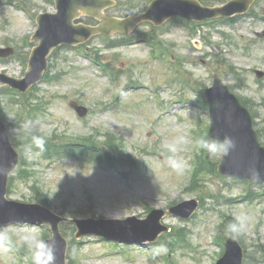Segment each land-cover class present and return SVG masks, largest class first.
<instances>
[{"label": "rangeland", "instance_id": "rangeland-1", "mask_svg": "<svg viewBox=\"0 0 264 264\" xmlns=\"http://www.w3.org/2000/svg\"><path fill=\"white\" fill-rule=\"evenodd\" d=\"M150 1L119 0L118 6L108 12L116 15L137 13ZM225 1L227 0H219V3ZM47 11H55L54 0L0 2V47L12 46L19 51V55L0 59V71L15 77L24 76L27 62H24L23 57L31 51L34 44L30 42V37L37 29L35 17ZM255 11L258 16L242 17L235 24H205L190 29L184 22L170 23L156 32V39L166 47L171 60L179 64L178 69L193 81L192 84L202 88L210 85L211 72L218 70L224 81L236 85L235 92L248 98L261 128L264 127V80L259 81L256 78L255 70H264V38H257L255 34L264 31V19L259 18L264 17V0L259 1ZM149 30L148 25H142L135 30L134 35ZM117 37L118 34L112 38L114 40ZM87 44L89 53L98 49V60L111 64L115 72H118L119 85L124 88L120 99L114 101L115 87L98 63L83 57L73 48H65L52 60L53 72H60V79L53 83H41L34 91L42 98V101H37L42 108L39 118H21L20 104L12 102L11 95L3 92L0 105L5 114V122L10 125L8 133L13 138L19 133L20 126L48 134L64 133L81 140L82 136L99 130L102 133L113 132L125 141L126 150L138 164H126L111 170L90 160L73 157L54 162L36 157L35 179L38 180L42 191L50 194L51 207L59 212L66 204L75 210L86 206L87 196L91 194L95 202V217L121 219L136 215L144 218L148 214L146 205L167 209L172 202L175 204L196 198L199 194L194 189L187 188L190 180L189 157L198 151L197 140L193 136L199 135L203 139L207 134L206 123L210 124L209 115L204 116L207 107L202 100L196 103L199 115L195 127L197 109L194 106L177 104L173 109V105L168 104L159 107L154 101V95L145 86L164 84L162 93L166 101L174 97L175 91L190 100H196L198 92L175 82L172 83L173 87L165 84L166 80L175 75L174 69L163 60H155L149 44L145 42L111 49L107 47L105 38L95 36ZM221 59H227L243 72L245 80H236L226 71L225 66L219 63ZM179 70L176 69V73L184 81L183 73ZM71 99L90 108L86 118L80 119L69 107L68 101ZM170 142H176L180 148L177 156L184 164L181 171L173 170L167 162L168 152L163 145ZM220 157L221 155H217L210 158L217 161ZM120 172H127L131 186L122 179ZM247 189H251L255 195V192L264 189V184L233 183L229 178L222 181L219 177L208 175L203 188L206 200L194 217L180 220L170 215L163 220L172 228L181 226L188 229V241L194 246L175 248L171 255L172 260L177 264H214L222 248L220 245H213L211 239L219 233L217 226L222 221L221 210H224L233 216L246 214V226L238 237L250 254L246 264H264L263 256L258 252L259 247L264 246V205L262 200L255 199V196L243 199ZM33 191L31 183L18 180L14 182L9 195L20 201H29ZM211 194H220L221 197L217 200L210 196ZM224 197L233 199L227 201ZM72 225L67 223L64 226V231L70 239L73 233ZM119 228L123 230L117 233H122L128 239L146 237L153 231L138 223ZM26 231L39 233L41 237L50 234L42 227L23 223L0 226V234L9 233L11 238L14 237L20 244L22 243L17 233ZM82 241L73 247V251L72 247L69 251V254L72 251L79 264H160L157 259H150L145 255L147 253L144 250H147L148 245L136 247L135 244L103 241L107 247L129 249L130 262L120 255L109 254L106 246L96 237H88ZM157 248L160 256L167 252V248L162 244ZM254 256L258 263L253 260ZM0 264H16L14 251L2 239Z\"/></svg>", "mask_w": 264, "mask_h": 264}, {"label": "water", "instance_id": "water-1", "mask_svg": "<svg viewBox=\"0 0 264 264\" xmlns=\"http://www.w3.org/2000/svg\"><path fill=\"white\" fill-rule=\"evenodd\" d=\"M56 1L59 10L58 13L44 14L38 18L40 28L34 38L40 39L41 44L34 50L31 56L27 78L24 81H17L5 77L0 79V85L10 83L13 86L25 90L35 82L39 81L47 66V56L61 43L77 44L85 41L92 34L100 31L108 33H112L115 30L128 32L131 27L136 25L138 21H141L142 19H151L155 23L160 24L166 17L175 14L203 19L219 15H230L234 12L227 9L211 10L200 8L202 12L199 11L196 13L193 8L187 7L191 4V1H187L188 5L174 3L171 7L165 8L166 11L163 13L157 14L159 3L156 2L152 5L148 14L140 18H130L126 21V24H123L121 21L107 18L103 15L102 10L111 4L109 0ZM239 1L241 0L232 2V4H230L231 7L237 5ZM251 1L252 0H247V5ZM81 12L96 16L103 20L104 23L100 27L93 29L75 26L73 20L80 16ZM208 97L211 102L212 114L215 119L214 130L211 135L221 140L225 136H228L235 142V147L225 156L221 171L242 178L264 180V150H262L257 144L255 134L251 129L249 115L239 106L234 97L227 92L226 88H222L219 81H217V85L208 93ZM85 113L86 111L82 114L85 115ZM17 162L18 157L12 149L8 138L5 135V127L0 121V170L4 172L3 175H0V213H3V216H0V224L15 220H30L32 222L51 224L55 232V238L53 240L55 246L57 243L56 241H59L60 244V246L55 247V264H65L66 245L61 241L58 235V218L40 206H30L18 203L13 204H15L17 208L20 207L18 213L21 218L6 217L4 215L5 206L12 204L5 200L7 181L10 173L15 169ZM29 210H32V214L28 213ZM163 215L164 213L161 212V214L157 216V221H159ZM161 231L162 228L157 230L156 234L151 239L156 238ZM84 234H88V232L80 233V235ZM220 264H241V254L234 242L229 244V251Z\"/></svg>", "mask_w": 264, "mask_h": 264}, {"label": "clouds", "instance_id": "clouds-1", "mask_svg": "<svg viewBox=\"0 0 264 264\" xmlns=\"http://www.w3.org/2000/svg\"><path fill=\"white\" fill-rule=\"evenodd\" d=\"M32 143L41 152L45 148V138L43 136L33 134ZM167 150V162L169 167L173 170H183L184 164L178 158L177 154L180 148L176 142H170L163 145ZM197 147L205 150L210 157L217 155H227L229 151L235 147V142L231 137L225 136L222 140L216 137H209L207 139H200L197 141ZM4 172L0 170V175ZM246 214L240 213L234 216L233 220L226 225L227 234L234 239L238 238L246 226ZM20 242L27 247L31 255L32 264H55V242L50 239L42 238L39 233L33 231H26L17 233ZM6 238L0 234V239Z\"/></svg>", "mask_w": 264, "mask_h": 264}]
</instances>
